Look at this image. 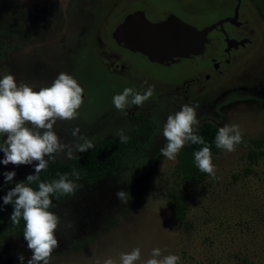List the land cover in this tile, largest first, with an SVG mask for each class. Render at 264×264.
I'll use <instances>...</instances> for the list:
<instances>
[{"label":"rangeland","instance_id":"374dc122","mask_svg":"<svg viewBox=\"0 0 264 264\" xmlns=\"http://www.w3.org/2000/svg\"><path fill=\"white\" fill-rule=\"evenodd\" d=\"M3 1L7 0L0 1V31L5 17ZM34 42L29 49L16 51L22 53L17 60L4 58L13 71L1 69V78L13 74L18 85L28 84L33 90L51 86L55 77L35 85V56L30 53ZM180 67L171 65L167 71ZM70 75L74 76L73 72ZM256 75L251 70L234 81H254ZM80 85L84 102L78 117L58 120L53 128L61 142L72 149V157L79 153L75 145L83 142L73 136L74 129L79 128L78 136L94 145L107 137L119 138L117 132L127 127L125 113L112 104L117 87L91 82L89 77ZM229 101V106H219L224 117L217 123L239 125L243 139L235 151L212 155L215 178L203 173L191 184L184 183L178 158H165L157 149L158 143L121 158L114 175L92 184L80 181L74 195L53 202L50 210L60 218L56 231L59 247L49 264H103L109 257L119 264L120 253L137 247L141 258L136 264L151 258L154 248H160L162 256H180L178 264H264V102L244 93L231 96ZM152 132L154 138L158 131ZM66 152L67 148L58 158L68 159ZM3 157L0 151V160ZM0 168L16 172L7 182L9 189L34 174V165L0 163ZM119 190L129 193L127 204L117 199ZM174 197L184 205L181 220L173 217L170 208ZM21 254L27 264L32 253L24 237L10 239L0 252V264H20Z\"/></svg>","mask_w":264,"mask_h":264},{"label":"flooded vegetation","instance_id":"af4514ba","mask_svg":"<svg viewBox=\"0 0 264 264\" xmlns=\"http://www.w3.org/2000/svg\"><path fill=\"white\" fill-rule=\"evenodd\" d=\"M2 8L0 70L11 73L13 67L4 58L17 60L22 53L16 51L29 49L34 40L30 53L35 56V85L73 72L79 84L89 77L117 87L116 94L126 87L143 93L154 86L143 107L133 106L123 115L125 135L144 123L149 128L134 146L139 152L155 143L157 149L165 145L164 123L184 104L199 105L197 128L206 122L222 127L217 123L224 117L219 106H229L235 94L264 102V0H43L35 5L7 0ZM137 11L151 22L175 15L196 28L215 27L207 34L202 54L158 63L121 45L113 35L117 25ZM176 64L181 67L167 71ZM251 70L257 74L254 81H234ZM153 130L158 131L154 138ZM6 138L0 136V143Z\"/></svg>","mask_w":264,"mask_h":264},{"label":"clouds","instance_id":"9594fccd","mask_svg":"<svg viewBox=\"0 0 264 264\" xmlns=\"http://www.w3.org/2000/svg\"><path fill=\"white\" fill-rule=\"evenodd\" d=\"M84 89L70 74L61 72L51 86L33 90L28 84H17L13 74L5 75L0 79V136L7 138L0 143V151L4 157L0 163L34 165V174H29L25 181L17 182L5 196L3 204L13 205L10 220L19 225L21 218L24 221L23 237L27 248L32 255L27 264H49L52 253L59 247L56 231L60 222L59 216L51 211L55 205L53 195H74L80 187L68 178V174L59 175V179L51 182L40 181V173L46 170L48 161L45 157L53 154L65 153L72 158V149L61 142L53 130L58 120L70 121L78 117V109L83 104ZM154 93V86H149L143 93L134 88L126 87L123 92L112 98L114 107L126 114L132 106L143 107ZM199 105L184 104L181 110L167 117L163 126L162 136L165 145L160 149L161 154L170 161H174L186 143L203 145L194 152L196 167L203 173L215 178V166L212 163L211 149L204 138L196 134L197 108ZM79 128L73 130V136L82 143L75 145L78 152L83 153L93 148L90 140L78 136ZM122 143L128 141L124 130L117 132ZM242 132L239 125H224L219 127L215 136V146L226 152H233L236 146L242 143ZM72 175L80 178L79 172L73 170ZM16 176L15 171L4 173L5 181L11 182ZM38 183V190L30 185ZM117 199L122 204L129 201V193L119 190ZM141 258L140 248L130 252H122L119 264H136ZM20 264H24L25 257H18ZM180 256L169 254L162 256L160 248H154L151 258L144 264H178ZM97 264H100L97 261ZM103 264H116L111 258Z\"/></svg>","mask_w":264,"mask_h":264},{"label":"trees","instance_id":"16d2710c","mask_svg":"<svg viewBox=\"0 0 264 264\" xmlns=\"http://www.w3.org/2000/svg\"><path fill=\"white\" fill-rule=\"evenodd\" d=\"M148 129L145 123L135 128L133 132L127 135L128 141L126 143H122L120 138L107 137L98 144H94L93 148L83 153L79 152L72 158L61 160L58 158V154H53L52 157H45L48 165L46 170H43L39 174L40 181L51 182L59 179L58 174L63 175L67 173L68 178L74 183L82 181L92 184L106 175H114L117 172L121 158L139 152L134 146L138 144L141 136L146 137ZM218 129L219 126L209 122L196 128V134L204 138L206 144L210 146L212 155L218 154L221 151V149L215 146V136ZM202 147L203 145L186 143L177 155L178 165L183 171L182 180L186 184H191L193 179L197 180L203 175V172L199 171L194 162V152ZM251 156H254V154L251 153ZM73 170L79 172V179H76L72 175ZM4 173V170L0 168V252L10 239L22 237L24 229V221L22 218L19 225H14L10 220L13 205L3 204L2 198L10 190L5 181ZM38 183L34 182L30 186L38 190ZM67 196L69 195L56 194L51 199L54 202L57 199H63ZM170 208L176 220L184 218V205H181L176 197H174Z\"/></svg>","mask_w":264,"mask_h":264},{"label":"water","instance_id":"95a60500","mask_svg":"<svg viewBox=\"0 0 264 264\" xmlns=\"http://www.w3.org/2000/svg\"><path fill=\"white\" fill-rule=\"evenodd\" d=\"M14 1L31 5L40 4L43 0ZM214 27L215 24L196 28L175 15L151 22L137 11L128 14L117 25L113 35L121 45L143 53L149 60L170 64L178 58L202 54L207 34Z\"/></svg>","mask_w":264,"mask_h":264}]
</instances>
